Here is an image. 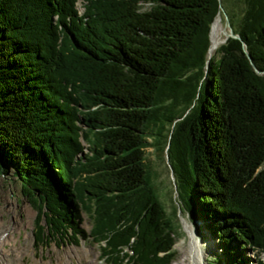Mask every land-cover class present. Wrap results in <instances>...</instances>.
<instances>
[{"label":"trees","instance_id":"1","mask_svg":"<svg viewBox=\"0 0 264 264\" xmlns=\"http://www.w3.org/2000/svg\"><path fill=\"white\" fill-rule=\"evenodd\" d=\"M242 1L240 37L208 58L225 0H86L83 14L76 0H0V175L69 223L82 202L116 259L129 243L134 260L171 264L181 226L153 145L181 210L221 242L213 263L250 264L264 253V0Z\"/></svg>","mask_w":264,"mask_h":264},{"label":"rangeland","instance_id":"2","mask_svg":"<svg viewBox=\"0 0 264 264\" xmlns=\"http://www.w3.org/2000/svg\"><path fill=\"white\" fill-rule=\"evenodd\" d=\"M227 4V15L221 13L222 24L227 32L230 29L231 22L237 23L244 12V3L242 0H225ZM79 8L83 9V1L78 0ZM226 38V36H225ZM224 38V41H225ZM222 43V42H221ZM151 141V137L148 138ZM148 158L154 172L155 185L158 188L157 195L163 202L168 212L174 214L180 223L179 236L174 245L175 257L171 264H190V246L188 241V234L184 224L183 217L187 218L189 223L195 229L199 237V241L205 251V263L214 264V252L219 251L221 242L217 239L215 234L211 233L207 227V222L199 221L192 217L188 212L181 210L179 205L178 191L175 184V175L173 168L169 162L167 155L164 157L157 153L155 146H148ZM44 203L34 202L22 193L20 181L10 175H0V236H8L10 240L5 243V247L12 248L16 244L23 248V254L18 256L17 252L9 249L6 251L5 257L14 262L18 261L23 264H31L37 258L41 261L53 260L57 264L58 255L62 252L76 246L71 240L62 242L61 237H57L58 246L54 241H48V244L38 245L39 241L35 240V232L37 237H41V224L38 227V214L42 211ZM177 208V212L175 211ZM83 216V227L89 236V229L91 227V217L84 209L81 210ZM217 222H220L219 220ZM205 233V237L202 235ZM89 238V239H88ZM87 239L82 238L77 246L82 247L83 244L94 249L92 254L93 261L90 263L87 257L79 259L75 256L72 261L75 264H107L102 259L100 243L93 240L91 237ZM74 239V237H72ZM45 243V242H43ZM47 250V253L43 251ZM41 251L44 257L38 256ZM261 254L257 250L248 251L251 259L250 264H255V259ZM263 256V254H261Z\"/></svg>","mask_w":264,"mask_h":264},{"label":"bare ground","instance_id":"3","mask_svg":"<svg viewBox=\"0 0 264 264\" xmlns=\"http://www.w3.org/2000/svg\"><path fill=\"white\" fill-rule=\"evenodd\" d=\"M227 30L224 28L222 24V16L221 13L216 16V18L212 22V28L210 32V49L209 53L212 55L216 49L219 47L221 42H224V38L226 36ZM184 219V224L187 230L188 234V241H189V246H190V264H206L205 263V251L202 247V244L198 240L199 237L196 234L195 229L192 227V225L189 223L188 219L183 217ZM10 240L9 235L8 236H0V264H10L11 261L8 260L5 255H7L6 251L9 249H12L17 252L18 256H21L23 248L13 244L12 248L5 247V243ZM105 246V243H103ZM75 251V253L79 256H84L88 254V249H84L83 252L80 251L79 248H75L74 250L68 249L66 250V255L64 258H61L59 260V264H73L71 260L69 259L70 254ZM14 264H21L19 262H14ZM33 264H48L46 262H40V261H35Z\"/></svg>","mask_w":264,"mask_h":264},{"label":"water","instance_id":"4","mask_svg":"<svg viewBox=\"0 0 264 264\" xmlns=\"http://www.w3.org/2000/svg\"><path fill=\"white\" fill-rule=\"evenodd\" d=\"M221 10H223L224 11V13L226 14V10L224 9V7L221 5ZM221 13V11H218V13L216 14V16L218 15V14H220ZM227 15V14H226ZM216 16H215V18H216ZM214 18V19H215ZM211 28H212V25H211ZM210 32H211V30H210ZM229 35H233V36H238V37H240L238 34H236L235 32H234V30H233V28L231 27V25H230V29H229V31L226 33V38L229 36ZM225 38V39H226ZM209 49H210V47H209ZM246 49V48H245ZM247 50V49H246ZM250 56V55H249ZM210 57V53H209V51H208V58ZM253 63V65H254V67H255V69L258 71V72H262L263 70H260L255 64H254V62H252Z\"/></svg>","mask_w":264,"mask_h":264}]
</instances>
